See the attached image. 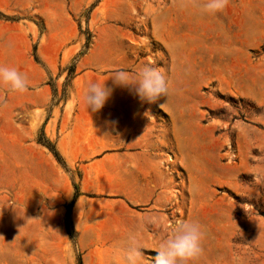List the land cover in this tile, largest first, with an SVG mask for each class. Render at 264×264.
<instances>
[{
    "label": "rangeland",
    "instance_id": "1",
    "mask_svg": "<svg viewBox=\"0 0 264 264\" xmlns=\"http://www.w3.org/2000/svg\"><path fill=\"white\" fill-rule=\"evenodd\" d=\"M66 2L61 25L0 17V65L28 80L0 86V264H65L70 247L73 264H119L133 229L151 264L176 220L202 225L194 264H264V0L215 15L202 0ZM145 64L169 84L152 103L111 79ZM90 82L129 112L76 113Z\"/></svg>",
    "mask_w": 264,
    "mask_h": 264
},
{
    "label": "clouds",
    "instance_id": "2",
    "mask_svg": "<svg viewBox=\"0 0 264 264\" xmlns=\"http://www.w3.org/2000/svg\"><path fill=\"white\" fill-rule=\"evenodd\" d=\"M228 0H202L198 5L202 14L215 15L222 12ZM11 49L12 45H7ZM111 79L114 84L131 86L136 95L143 101L155 102L169 92V84L163 70L151 66L141 65L136 69L134 78H129L125 72L113 73ZM0 86L13 93H24L28 89V80L14 67L0 65ZM111 94L104 82L88 83L82 93L85 110L99 111ZM259 184H264V175L257 174L254 178ZM204 236L202 225L197 220H176L169 230V234L158 239L154 245L155 256L151 264H194L202 255L201 242ZM143 245L139 235L133 229L126 233L124 239L114 246L112 256L119 264H145ZM74 253L69 248L65 256V264H73Z\"/></svg>",
    "mask_w": 264,
    "mask_h": 264
},
{
    "label": "crops",
    "instance_id": "3",
    "mask_svg": "<svg viewBox=\"0 0 264 264\" xmlns=\"http://www.w3.org/2000/svg\"><path fill=\"white\" fill-rule=\"evenodd\" d=\"M68 3L66 0H0V17H4L5 15H9L10 10H19V14L22 13L26 14L27 9L35 10L36 13L42 18L44 21V24L50 25V24H57L61 25L62 23L67 22L68 16L70 14L68 13ZM22 19L21 17H19ZM22 24V23H21ZM48 41H51L52 38H47ZM37 51L39 53L40 48H37ZM30 68L32 69V73H37L38 66L36 63L33 65H30ZM21 72V71H20ZM24 74H26V69L24 70ZM27 78V77H26ZM69 100L66 99L63 103V107H67L69 105ZM105 106L114 107L113 109H110V113L115 115H123L127 112H129V108L124 107V101L122 99H107ZM77 106L76 113H83L85 112L84 104L81 101H78V103L75 104ZM106 110L105 112H107ZM61 118L64 116V108L60 112ZM53 111H50L49 117L45 121V125L49 123L51 120ZM47 137H51L50 134L47 135Z\"/></svg>",
    "mask_w": 264,
    "mask_h": 264
},
{
    "label": "trees",
    "instance_id": "4",
    "mask_svg": "<svg viewBox=\"0 0 264 264\" xmlns=\"http://www.w3.org/2000/svg\"><path fill=\"white\" fill-rule=\"evenodd\" d=\"M87 44H88V41H86V44H85V45L87 46ZM74 70H75V65L72 64V65L70 66V68H69V73H70V74L74 73ZM54 153L57 154L56 151H55ZM76 197H77V192L75 191V193H74V195H73V197H72V199H71L70 204L73 203V202L75 201ZM78 264H81V260H80V258H78Z\"/></svg>",
    "mask_w": 264,
    "mask_h": 264
}]
</instances>
